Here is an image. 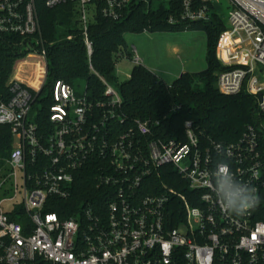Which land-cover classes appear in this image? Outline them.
<instances>
[{
    "label": "built area",
    "instance_id": "built-area-1",
    "mask_svg": "<svg viewBox=\"0 0 264 264\" xmlns=\"http://www.w3.org/2000/svg\"><path fill=\"white\" fill-rule=\"evenodd\" d=\"M229 1L216 49L227 69L218 74L217 86L223 94L256 96L264 114V0ZM216 3L0 0V45H9L16 57L8 96H0V124L9 125L14 138L0 174V264H264V122L249 123L227 143L202 140L186 120V140L163 139L155 134L159 121L128 120L119 88L91 62L103 97L86 89L77 94L58 80L44 115L48 123L41 117L49 73L43 8L72 6L90 59L89 28L99 13L122 21L139 6H162L175 25L210 21L219 14ZM132 61L143 65L135 46ZM29 62L33 82L15 76L19 64ZM219 160L256 190L257 202L243 215L226 214L216 200L210 173ZM90 164L102 200L80 204L63 218L53 210L55 200L72 196L80 170ZM12 213L28 221L12 219Z\"/></svg>",
    "mask_w": 264,
    "mask_h": 264
},
{
    "label": "trees",
    "instance_id": "trees-1",
    "mask_svg": "<svg viewBox=\"0 0 264 264\" xmlns=\"http://www.w3.org/2000/svg\"><path fill=\"white\" fill-rule=\"evenodd\" d=\"M71 7L63 5L55 9H42L43 30L49 43V73L40 96L43 124L48 123L44 115L52 103L50 96L58 80L73 85L76 79H84L86 90L93 98L103 97L104 84L91 70L90 62L96 72L119 88L123 98V111L128 120L140 118L159 121L155 134L163 139L186 140V120L193 122V127L202 140L214 139L227 143L238 140L249 123L259 125L264 122V114L259 110L256 96L246 92L227 95L218 89V74L227 69L219 62L216 54L219 36L227 27L219 14L213 13L208 22L172 25L167 21L170 11L162 6L148 11L144 6H139L122 21L105 18L99 13L89 28L93 41V53L89 59ZM197 29L207 34L206 69L198 72L184 71L173 82L167 83L146 66L135 65L128 80H118L115 74L118 59L125 55L132 58L126 41L127 34ZM70 36L71 39L68 38ZM15 61L13 49L9 45H0V96H8L6 83ZM30 64L31 62L19 64L15 76L33 82L26 70ZM13 140L10 126L0 124V174L4 158L12 150ZM95 173L96 168L92 164L82 168L73 184L72 196L67 200H55L57 207L53 210L66 218L80 204L89 200L93 204L99 203L104 190L96 186ZM156 179L169 181L166 178ZM170 184L179 188L173 181ZM65 206H69L66 212L62 210ZM10 216L22 223L28 221L24 215L18 217L12 213Z\"/></svg>",
    "mask_w": 264,
    "mask_h": 264
},
{
    "label": "rangeland",
    "instance_id": "rangeland-1",
    "mask_svg": "<svg viewBox=\"0 0 264 264\" xmlns=\"http://www.w3.org/2000/svg\"><path fill=\"white\" fill-rule=\"evenodd\" d=\"M160 5L156 2L155 7ZM217 12L228 23L232 5L229 0H217ZM128 49L135 46L145 65L155 69V73L171 83L183 71L198 72L207 68V34L203 30L157 31L129 33L126 35ZM136 64L127 55L116 63L118 80H128ZM73 86L77 94H84L86 81L76 79ZM116 86V85H115Z\"/></svg>",
    "mask_w": 264,
    "mask_h": 264
},
{
    "label": "clouds",
    "instance_id": "clouds-1",
    "mask_svg": "<svg viewBox=\"0 0 264 264\" xmlns=\"http://www.w3.org/2000/svg\"><path fill=\"white\" fill-rule=\"evenodd\" d=\"M210 176L216 200L226 214L243 215L257 202L256 190L238 180L225 160L217 161Z\"/></svg>",
    "mask_w": 264,
    "mask_h": 264
},
{
    "label": "crops",
    "instance_id": "crops-1",
    "mask_svg": "<svg viewBox=\"0 0 264 264\" xmlns=\"http://www.w3.org/2000/svg\"><path fill=\"white\" fill-rule=\"evenodd\" d=\"M138 53H139V52H138ZM142 59H143V65L146 66V65H145V62H146V61H145V58H142ZM146 67L149 68L150 70H152L153 72H155V69L151 68L149 65H147ZM183 72H184V71H183ZM180 74H181V73H180ZM180 74H179V75H180ZM179 75H178V76H179ZM178 76H177V77H178ZM177 77H176V78H177ZM162 79H163V78H162ZM163 80H164V79H163ZM167 83H168V82H167Z\"/></svg>",
    "mask_w": 264,
    "mask_h": 264
},
{
    "label": "bare ground",
    "instance_id": "bare-ground-1",
    "mask_svg": "<svg viewBox=\"0 0 264 264\" xmlns=\"http://www.w3.org/2000/svg\"><path fill=\"white\" fill-rule=\"evenodd\" d=\"M35 83H38V82H35Z\"/></svg>",
    "mask_w": 264,
    "mask_h": 264
}]
</instances>
